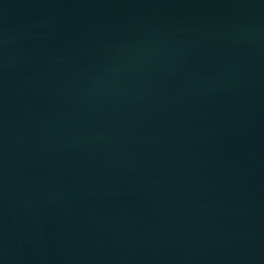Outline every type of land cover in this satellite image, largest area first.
Listing matches in <instances>:
<instances>
[{
	"label": "water",
	"instance_id": "1",
	"mask_svg": "<svg viewBox=\"0 0 264 264\" xmlns=\"http://www.w3.org/2000/svg\"><path fill=\"white\" fill-rule=\"evenodd\" d=\"M0 264H264V0H0Z\"/></svg>",
	"mask_w": 264,
	"mask_h": 264
}]
</instances>
